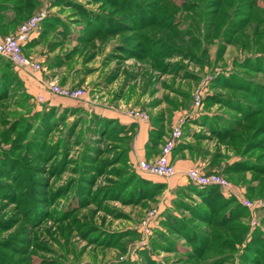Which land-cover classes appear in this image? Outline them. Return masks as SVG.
I'll return each mask as SVG.
<instances>
[{
    "label": "rangeland",
    "instance_id": "rangeland-1",
    "mask_svg": "<svg viewBox=\"0 0 264 264\" xmlns=\"http://www.w3.org/2000/svg\"><path fill=\"white\" fill-rule=\"evenodd\" d=\"M42 7L27 20L53 23L50 59L24 49L36 87L0 99V264H264V0ZM135 113L153 128L147 160L182 125L183 160L229 187L142 171Z\"/></svg>",
    "mask_w": 264,
    "mask_h": 264
},
{
    "label": "built area",
    "instance_id": "built-area-1",
    "mask_svg": "<svg viewBox=\"0 0 264 264\" xmlns=\"http://www.w3.org/2000/svg\"><path fill=\"white\" fill-rule=\"evenodd\" d=\"M46 14L45 10H42L26 22L22 23L14 34L6 35L2 38L0 37V56L9 59L13 64L20 68L32 70L34 72L38 71L40 69V64L37 60L29 57L24 49L25 45L31 41L33 33L46 18ZM49 87L52 89L53 93L55 92L63 97L79 98L84 94V90H75L74 92H71L68 89L51 84ZM40 100H44L42 96L40 97ZM135 116L137 118H143L139 113H135ZM182 134V125L176 126L161 149L160 155L154 160H139V168L145 173L162 177H171L178 174V170L173 164L172 153L178 143L177 141L182 137ZM185 176L192 183L202 187L212 185L229 187L228 181L219 175H204L195 167L188 169ZM261 204L262 203H259L258 206L260 207ZM247 206H251V203H248Z\"/></svg>",
    "mask_w": 264,
    "mask_h": 264
},
{
    "label": "crops",
    "instance_id": "crops-1",
    "mask_svg": "<svg viewBox=\"0 0 264 264\" xmlns=\"http://www.w3.org/2000/svg\"><path fill=\"white\" fill-rule=\"evenodd\" d=\"M40 7L43 8L42 5ZM41 8H39V9H41ZM46 30L47 29L45 27V22H44L41 24L40 28H38L33 33L31 41L25 47L26 52L28 54L34 55L36 58H38L39 56L42 55L39 58L41 60H45V61L47 59H50V55H46L45 54L46 50H44V49H42V51H41L42 54L40 52H37V51L42 45L41 44L42 38L46 34ZM5 59H7V58H5ZM13 71L17 74L19 79L25 84L26 87L33 84V82H35V81L38 82L36 79L37 74H33V76H31L30 74H28L29 71L22 69V68H19V67L15 66L14 64H13ZM43 83H44V81H43ZM49 84L50 83H48L47 85H49ZM33 87L35 88L36 85L33 84ZM40 88L42 89V86H40ZM43 88H46V87L43 86ZM37 90H40L39 87L37 88ZM102 113L104 116H107V117H114L115 116V115H112L110 112H102ZM128 118H129V120H124V122H126V124L127 123L129 125L134 124V123L137 124L135 137H134V140L132 143L133 144V152L131 154V160L133 162H139V160H141V159H145V160L151 159V156L153 155L154 151L152 152L153 148L149 147V143H150L149 134L153 128L149 125V122H147L145 120H140L139 118L132 119L130 116ZM167 133H169V132H167ZM169 135H170V133H169ZM164 137H165V135H164ZM182 142L184 143V141H182ZM177 144H179V143H177ZM178 147H179V145L177 147H175L176 149H174V151L172 153V160H173L174 164L176 165L178 172L181 174L182 173L185 174L188 169L193 167V161H190L188 159L183 160V158L180 156L181 152L178 153V151H177ZM160 150H161V147L159 149V153H160Z\"/></svg>",
    "mask_w": 264,
    "mask_h": 264
},
{
    "label": "trees",
    "instance_id": "trees-1",
    "mask_svg": "<svg viewBox=\"0 0 264 264\" xmlns=\"http://www.w3.org/2000/svg\"><path fill=\"white\" fill-rule=\"evenodd\" d=\"M41 5H42V0H1L0 1V37L1 38L5 37L6 34L9 33V31L17 32L20 25L24 23L30 15L36 12L40 8ZM52 24L53 23H45L46 29L49 26L51 27ZM62 32L63 34L65 33V31H62ZM46 33H47V30H46ZM56 35L57 36L60 35L59 32H57ZM13 84H17L18 87L23 86V82L19 79L17 74L13 71L12 62L0 56V99L4 98L3 96L6 95L7 93L6 90L8 86L9 85L12 86ZM53 108H56V107H53ZM101 119L103 120L102 121L99 120V127H98L97 132H99L100 129L102 130V129L108 128L107 127V123H108L107 120H109L108 117L101 118ZM133 126L135 127L136 125L133 124ZM159 134L163 135V132L160 131ZM156 142L157 141H154L153 143L154 147L158 146ZM203 188L206 189L209 187L204 186Z\"/></svg>",
    "mask_w": 264,
    "mask_h": 264
}]
</instances>
